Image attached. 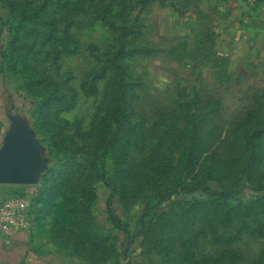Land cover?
Segmentation results:
<instances>
[{"label":"rangeland","instance_id":"374dc122","mask_svg":"<svg viewBox=\"0 0 264 264\" xmlns=\"http://www.w3.org/2000/svg\"><path fill=\"white\" fill-rule=\"evenodd\" d=\"M233 4L0 0V141L45 148L28 230L76 264H264V59L184 79L198 12Z\"/></svg>","mask_w":264,"mask_h":264},{"label":"crops","instance_id":"0c3cea01","mask_svg":"<svg viewBox=\"0 0 264 264\" xmlns=\"http://www.w3.org/2000/svg\"><path fill=\"white\" fill-rule=\"evenodd\" d=\"M232 2L234 9L225 10L228 14L227 27H223L224 20H220L217 26H214L213 21L212 23L205 21L211 16L210 8L207 9V13L198 12L200 15L198 24L193 28L196 29L195 37L193 36L188 44V58H184V67L187 69L184 74L186 81L192 75V68L197 60L204 67H209L207 68L210 69L211 76L221 75L222 72L232 76L240 54H249L248 63L254 58L264 59V6H260L252 16L250 6L246 4L238 9L235 7L237 3L234 0ZM250 4L253 2L250 1ZM239 58L243 59L242 56ZM243 60V64L248 65L245 62L248 59ZM203 69L202 67L200 70ZM10 133L12 134L10 127H5L1 135L0 166L16 167V173L13 176L5 174L8 181L0 182V200L17 192L33 195L36 192L35 184L27 181V177L32 176L33 180L39 176L33 164L34 157H30L28 144L14 140ZM35 225L33 219L32 227L35 228ZM33 228L27 231L18 230L10 238L0 236V264H76L54 244L36 237Z\"/></svg>","mask_w":264,"mask_h":264},{"label":"built area","instance_id":"2783aa9c","mask_svg":"<svg viewBox=\"0 0 264 264\" xmlns=\"http://www.w3.org/2000/svg\"><path fill=\"white\" fill-rule=\"evenodd\" d=\"M32 194H9L0 200V236L10 238L30 227Z\"/></svg>","mask_w":264,"mask_h":264},{"label":"water","instance_id":"95a60500","mask_svg":"<svg viewBox=\"0 0 264 264\" xmlns=\"http://www.w3.org/2000/svg\"><path fill=\"white\" fill-rule=\"evenodd\" d=\"M12 131V137H14V140H18L20 143H23V144H28L29 142V130H28V126L26 123H24L18 130L15 129L14 131ZM10 135V136H11ZM29 146V145H27ZM45 153V148L44 146H40V145H36V151H31V155L30 157H34L33 160H34V167L36 168V164H35V161L42 155ZM16 167L13 168V167H10V166H0V182H7L8 179L6 178V175L5 174H9V175H15L16 173ZM37 170V169H36ZM38 171V170H37ZM39 174V172H37ZM35 173V172H34ZM27 181H31L32 183H36L37 182V178H33V180H31L32 176H28L27 177Z\"/></svg>","mask_w":264,"mask_h":264},{"label":"trees","instance_id":"16d2710c","mask_svg":"<svg viewBox=\"0 0 264 264\" xmlns=\"http://www.w3.org/2000/svg\"><path fill=\"white\" fill-rule=\"evenodd\" d=\"M148 0H144V3L145 2H147ZM107 8H108V6H104L103 4L102 5H100L99 6V11H98V13H103V16L101 17V19L106 23V22H108V21H110L109 20V17H107V16H104V13H105V11L107 10ZM119 51L120 50H118V52L117 53H115L112 57H111V61H112V63L115 65V67H116V70H117V72H115V83L117 84V85H119V86H121V84L123 83V84H125L124 83V79H125V77H126V72L123 70V67H122V65L120 64V62H119V60H118V58H116L117 57V54H119ZM125 93L126 92H122V95H125ZM13 194H23V193H21V192H17V193H13ZM108 212V208H105V213H107Z\"/></svg>","mask_w":264,"mask_h":264}]
</instances>
